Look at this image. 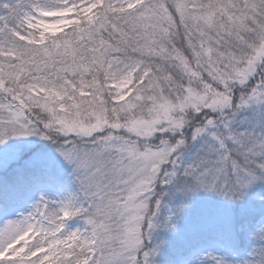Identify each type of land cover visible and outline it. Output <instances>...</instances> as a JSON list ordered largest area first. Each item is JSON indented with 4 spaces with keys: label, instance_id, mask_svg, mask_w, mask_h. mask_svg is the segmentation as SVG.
Returning <instances> with one entry per match:
<instances>
[{
    "label": "snow or ice",
    "instance_id": "snow-or-ice-1",
    "mask_svg": "<svg viewBox=\"0 0 264 264\" xmlns=\"http://www.w3.org/2000/svg\"><path fill=\"white\" fill-rule=\"evenodd\" d=\"M0 264H264V0H0Z\"/></svg>",
    "mask_w": 264,
    "mask_h": 264
}]
</instances>
